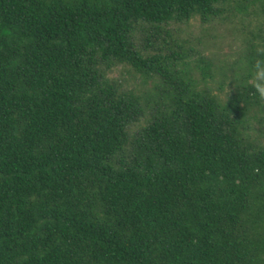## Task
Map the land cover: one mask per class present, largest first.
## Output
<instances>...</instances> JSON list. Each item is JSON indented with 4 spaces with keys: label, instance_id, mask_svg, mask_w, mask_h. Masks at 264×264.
Wrapping results in <instances>:
<instances>
[{
    "label": "trees",
    "instance_id": "trees-1",
    "mask_svg": "<svg viewBox=\"0 0 264 264\" xmlns=\"http://www.w3.org/2000/svg\"><path fill=\"white\" fill-rule=\"evenodd\" d=\"M0 264H264V0H0Z\"/></svg>",
    "mask_w": 264,
    "mask_h": 264
},
{
    "label": "rangeland",
    "instance_id": "rangeland-1",
    "mask_svg": "<svg viewBox=\"0 0 264 264\" xmlns=\"http://www.w3.org/2000/svg\"><path fill=\"white\" fill-rule=\"evenodd\" d=\"M214 26H216L214 31L205 32L207 26H202L198 20H193L188 26H182V36L195 38L200 37L202 40L208 39L207 42L203 41V48L205 52L209 53L213 51L221 59L233 58L234 52L240 44L237 35L227 31L226 28L228 25L216 24ZM119 75H121L120 70L113 73V76L115 77Z\"/></svg>",
    "mask_w": 264,
    "mask_h": 264
}]
</instances>
